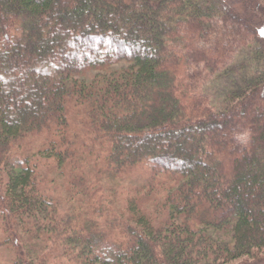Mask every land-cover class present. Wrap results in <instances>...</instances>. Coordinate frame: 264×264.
<instances>
[{
  "label": "trees",
  "instance_id": "16d2710c",
  "mask_svg": "<svg viewBox=\"0 0 264 264\" xmlns=\"http://www.w3.org/2000/svg\"><path fill=\"white\" fill-rule=\"evenodd\" d=\"M212 1L0 0L9 264H264V0ZM80 162L131 176L125 213Z\"/></svg>",
  "mask_w": 264,
  "mask_h": 264
},
{
  "label": "rangeland",
  "instance_id": "374dc122",
  "mask_svg": "<svg viewBox=\"0 0 264 264\" xmlns=\"http://www.w3.org/2000/svg\"><path fill=\"white\" fill-rule=\"evenodd\" d=\"M213 5H215L219 11H223L226 6L229 5H233L234 0H214L212 1ZM238 7V4L237 6ZM260 9L264 11V5L263 7L260 6ZM246 53L245 50H241L239 55L235 56L236 59H240L241 57L244 56V54ZM123 65L122 62L118 63V64H114L113 67H119ZM96 71H91L89 73L86 74L85 78L89 79L90 76L92 74H94ZM222 84L224 86H226V81L222 78H215L213 77L208 79L205 83L204 86V90L205 93L209 96L210 98V102L212 104H214L215 106H221L225 104V100H224V96H223V90H222ZM223 91V92H222ZM240 138H244V137H240ZM39 140V139H38ZM38 140L35 138L33 140L34 143H37ZM88 157H85V160ZM83 162V161H82ZM82 162H80L79 164H81ZM88 162V161H86ZM42 164L40 165V175L44 178L43 179V186H45L47 189L50 190H55V192H62L63 195L65 192V189L62 188V185H64V183H62V180L57 182V183H51L49 182L50 179L48 177H52L54 176V172L52 171V169H48L49 167H52L50 164H47L49 162L47 161H42ZM80 171L85 173L84 175L88 176V184L93 185V189L91 191V193L94 196V199H96V201L99 203H101V205L103 206V211L106 209L109 211L110 214H115V215H121L123 213H125V208H126V202L124 199V195L127 193V184L130 183V178L131 176L127 177V176H123L120 178H112V176H110L108 173H103L100 170V173L97 172L96 170H94L90 164H86L85 162L82 163L80 165ZM143 168H141L140 170H142ZM138 169H135L134 172H137ZM137 173H141L140 171ZM47 178V180H46ZM127 187V188H126ZM161 193V192H160ZM61 198V197H60ZM65 207H66V203H65ZM110 217V216H107ZM123 217H125L123 215ZM2 218L0 216V264H9L12 259L14 258V247H12L11 243H7L5 241V238L7 236V233L4 232V227H3V222H2ZM25 248L27 250H30L33 253H37V252H42V247L39 246L37 243H32L29 242ZM246 258V257H245ZM244 259V257L242 258ZM251 260V259H250ZM240 260L236 259L234 261H232V263H238Z\"/></svg>",
  "mask_w": 264,
  "mask_h": 264
},
{
  "label": "snow or ice",
  "instance_id": "6c2138e0",
  "mask_svg": "<svg viewBox=\"0 0 264 264\" xmlns=\"http://www.w3.org/2000/svg\"><path fill=\"white\" fill-rule=\"evenodd\" d=\"M261 34L264 35V29L261 30Z\"/></svg>",
  "mask_w": 264,
  "mask_h": 264
}]
</instances>
